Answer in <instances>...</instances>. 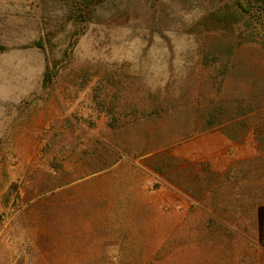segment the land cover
Listing matches in <instances>:
<instances>
[{
  "label": "rangeland",
  "instance_id": "374dc122",
  "mask_svg": "<svg viewBox=\"0 0 264 264\" xmlns=\"http://www.w3.org/2000/svg\"><path fill=\"white\" fill-rule=\"evenodd\" d=\"M243 2L0 0V264H264Z\"/></svg>",
  "mask_w": 264,
  "mask_h": 264
},
{
  "label": "trees",
  "instance_id": "16d2710c",
  "mask_svg": "<svg viewBox=\"0 0 264 264\" xmlns=\"http://www.w3.org/2000/svg\"><path fill=\"white\" fill-rule=\"evenodd\" d=\"M256 2L260 3L261 6H259L261 8V11H263L264 13V0H246V2H243L242 5H249V13L252 14L253 13V10H257L255 4ZM239 5L240 2H238ZM232 54V53H231Z\"/></svg>",
  "mask_w": 264,
  "mask_h": 264
}]
</instances>
